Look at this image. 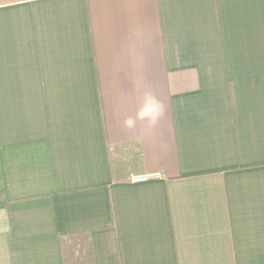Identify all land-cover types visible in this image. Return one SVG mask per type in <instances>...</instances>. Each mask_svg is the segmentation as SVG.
<instances>
[{"label":"crops","instance_id":"obj_1","mask_svg":"<svg viewBox=\"0 0 264 264\" xmlns=\"http://www.w3.org/2000/svg\"><path fill=\"white\" fill-rule=\"evenodd\" d=\"M72 239L264 264V0H0V264Z\"/></svg>","mask_w":264,"mask_h":264},{"label":"rangeland","instance_id":"obj_2","mask_svg":"<svg viewBox=\"0 0 264 264\" xmlns=\"http://www.w3.org/2000/svg\"><path fill=\"white\" fill-rule=\"evenodd\" d=\"M73 245L68 252V264H90L89 257L87 255V251L84 249L81 251L80 240L72 239Z\"/></svg>","mask_w":264,"mask_h":264},{"label":"built area","instance_id":"obj_3","mask_svg":"<svg viewBox=\"0 0 264 264\" xmlns=\"http://www.w3.org/2000/svg\"><path fill=\"white\" fill-rule=\"evenodd\" d=\"M150 175H137L132 177L133 182H145L150 179Z\"/></svg>","mask_w":264,"mask_h":264}]
</instances>
